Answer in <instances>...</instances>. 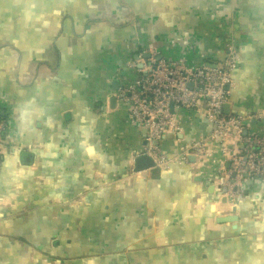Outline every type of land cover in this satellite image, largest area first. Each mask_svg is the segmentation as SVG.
<instances>
[{
    "label": "crops",
    "instance_id": "0c3cea01",
    "mask_svg": "<svg viewBox=\"0 0 264 264\" xmlns=\"http://www.w3.org/2000/svg\"><path fill=\"white\" fill-rule=\"evenodd\" d=\"M237 6L0 0V112L12 122L0 166V224H99V233L121 224L101 241L109 237L127 252L148 243L134 261L264 264V184L247 181L231 201L215 175L223 159L216 144L208 147L214 161L175 164L157 180L153 171H132L147 133L133 129L113 101L118 82L136 79L127 63L139 57L141 40L168 50L165 59L187 55L194 64L219 63L234 43L243 66L230 114L264 109V71L244 62L253 39L232 12ZM174 113L182 133L160 144L171 157L213 128L202 115ZM25 153L35 156L33 165L23 164ZM234 216L236 222L220 223ZM24 254L28 262L36 258Z\"/></svg>",
    "mask_w": 264,
    "mask_h": 264
},
{
    "label": "built area",
    "instance_id": "2783aa9c",
    "mask_svg": "<svg viewBox=\"0 0 264 264\" xmlns=\"http://www.w3.org/2000/svg\"><path fill=\"white\" fill-rule=\"evenodd\" d=\"M161 51L151 44L139 50V57L127 63L136 74L135 81L116 92L117 101L126 107L130 126L147 133L138 157L147 156L156 170L166 171L175 164L189 165L193 157L196 164L214 161L208 147L216 144L223 159L215 175L231 201L243 193L247 181L263 185L264 109L243 114L225 111L240 89L242 55L235 44L227 46L224 59L217 64H194L187 55L168 60ZM177 109L202 115L213 128L208 136L182 146L171 157L160 144L169 135L182 133L174 113ZM11 135L12 122L0 116V166Z\"/></svg>",
    "mask_w": 264,
    "mask_h": 264
},
{
    "label": "trees",
    "instance_id": "16d2710c",
    "mask_svg": "<svg viewBox=\"0 0 264 264\" xmlns=\"http://www.w3.org/2000/svg\"><path fill=\"white\" fill-rule=\"evenodd\" d=\"M233 3H238L232 12L238 15L241 29L251 32L253 39L244 62L251 69H259L258 64L264 71V0H233ZM242 66L243 63L239 75ZM0 116L4 117L2 113ZM161 173V170H155L152 176L157 180ZM105 228L99 233V224H0V248L7 252L5 257L0 255V264H125L123 259L119 262L110 254L127 256L131 264H160L157 260H133L134 252L142 253L148 243L127 252L125 246L114 245L109 237L106 240L111 244L101 241L108 231L119 232L121 224L116 231L110 224ZM133 232L135 238L141 237L138 230ZM30 251L36 258L28 262L24 253Z\"/></svg>",
    "mask_w": 264,
    "mask_h": 264
},
{
    "label": "water",
    "instance_id": "95a60500",
    "mask_svg": "<svg viewBox=\"0 0 264 264\" xmlns=\"http://www.w3.org/2000/svg\"><path fill=\"white\" fill-rule=\"evenodd\" d=\"M137 58L138 57H136V59ZM116 87H118V89H119V82L117 83ZM113 101L117 102L116 97L113 98ZM225 111L227 114L231 113V104L230 103L226 104ZM253 125H255V122L253 123ZM156 145H159V143L157 142ZM34 159H35V156L31 153H25L22 156V162L24 165H33ZM194 160H195V158L193 157L192 161H194ZM134 170L136 173L146 172L149 170L152 172V171H155L156 168H155V164L151 158H149L147 156H143V157H138L136 159ZM224 192L225 193L227 192L226 188L224 189ZM237 220H238V218L235 216L234 217H228V218H223L220 223H231V222H236Z\"/></svg>",
    "mask_w": 264,
    "mask_h": 264
},
{
    "label": "rangeland",
    "instance_id": "374dc122",
    "mask_svg": "<svg viewBox=\"0 0 264 264\" xmlns=\"http://www.w3.org/2000/svg\"><path fill=\"white\" fill-rule=\"evenodd\" d=\"M170 51V50H169ZM163 52L166 54L168 53V50H163ZM129 72V75H127L128 78H131L133 75L130 73L131 71H128ZM134 81V78H131V79H126V81L124 82L125 84H130ZM117 87H114V90H116ZM120 105H119V108H118V113H121V115L125 114V109L126 107L121 103L119 102ZM127 111V110H126ZM264 189V188H263Z\"/></svg>",
    "mask_w": 264,
    "mask_h": 264
},
{
    "label": "flooded vegetation",
    "instance_id": "af4514ba",
    "mask_svg": "<svg viewBox=\"0 0 264 264\" xmlns=\"http://www.w3.org/2000/svg\"><path fill=\"white\" fill-rule=\"evenodd\" d=\"M145 40H141V41H139V43H141L140 45H141V48H140V50L145 46V45H148V44H145ZM114 91H116V90H114ZM255 186V185H254ZM242 195V194H241Z\"/></svg>",
    "mask_w": 264,
    "mask_h": 264
}]
</instances>
